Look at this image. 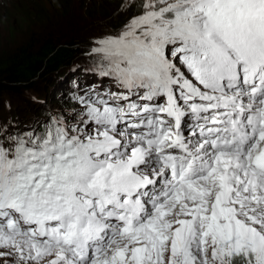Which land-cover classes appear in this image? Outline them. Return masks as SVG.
<instances>
[{
    "label": "snow or ice",
    "instance_id": "obj_1",
    "mask_svg": "<svg viewBox=\"0 0 264 264\" xmlns=\"http://www.w3.org/2000/svg\"><path fill=\"white\" fill-rule=\"evenodd\" d=\"M121 10L104 86L0 125V264H264V0Z\"/></svg>",
    "mask_w": 264,
    "mask_h": 264
},
{
    "label": "trees",
    "instance_id": "obj_2",
    "mask_svg": "<svg viewBox=\"0 0 264 264\" xmlns=\"http://www.w3.org/2000/svg\"><path fill=\"white\" fill-rule=\"evenodd\" d=\"M37 6H40L39 3L35 5L39 8ZM126 14L121 11L115 15L113 18L115 20L110 19L108 22L109 26L113 29L116 27L115 30L118 31L122 26L117 25V21H126L128 16ZM36 15L41 22L48 19L44 14L41 16L39 13L34 14ZM99 16H104L102 11L99 12ZM65 30L67 36L59 33L64 37L61 38L53 35L52 31L44 32L47 30L42 29L39 33L29 34L19 43H13L9 49L0 51V113L3 116L1 123L7 122L6 117L11 118L10 122L16 123L14 119L21 116L23 123L32 127L43 122L46 113L52 114L43 108L46 101L56 103L61 110L66 111L73 107L71 105L75 103L74 96L83 94L81 89L85 87L83 84L85 80L80 83V79H85L87 74L90 76L92 72L95 73V67L90 68L89 55L85 54L88 51L85 48L89 45L87 42L76 47L75 45L80 42L77 40L79 36L74 35L68 28ZM68 35L69 42H63ZM75 69H90L91 73L81 71L76 77L79 81L74 82L72 79Z\"/></svg>",
    "mask_w": 264,
    "mask_h": 264
},
{
    "label": "rangeland",
    "instance_id": "obj_3",
    "mask_svg": "<svg viewBox=\"0 0 264 264\" xmlns=\"http://www.w3.org/2000/svg\"><path fill=\"white\" fill-rule=\"evenodd\" d=\"M37 3L40 5L37 6L39 8L35 7ZM101 11L104 16H99V12ZM121 11V0H0V51L9 49L13 43H19L21 40L27 38L29 34L39 33V30L42 29L47 30L44 32L52 31L53 35L64 38L59 33L64 35L66 33L65 28H68V30L73 31L74 35L79 36H76L77 40L80 41L75 45L76 47H80V44L87 42V45L93 46V40L117 32L115 30L116 27L114 29L111 28L108 22L110 19L115 20L113 18ZM32 12L34 14L39 13V16L44 14L48 17L47 21L41 22L38 15L34 16ZM132 14L131 11L127 13L126 21L118 20L117 25L123 26V23H126L128 17ZM22 16L24 19L21 18ZM65 36L67 35L65 34ZM69 40L70 36L62 41L69 42ZM90 46L85 48V50H88V53L91 51ZM89 59L91 61L90 68L92 66L95 67L96 58L89 56ZM81 71L83 70H73L75 78L81 74ZM96 77L97 75L92 72L90 76L89 74L85 75V79H80V83L85 80L84 86H89ZM64 81L63 79L62 82ZM99 81L101 82L100 77ZM102 86L104 85L102 84ZM71 106L74 107L75 103ZM43 108L52 113L61 111L60 106L50 101L43 103ZM50 116L51 114L46 113L43 116L45 118L44 121H47ZM2 118L3 116L0 113V125L8 124L11 121L10 117H6L7 122L1 123ZM14 121L16 123L12 122V124H16L24 129L28 128L26 127V123H23L21 116L14 119Z\"/></svg>",
    "mask_w": 264,
    "mask_h": 264
},
{
    "label": "bare ground",
    "instance_id": "obj_4",
    "mask_svg": "<svg viewBox=\"0 0 264 264\" xmlns=\"http://www.w3.org/2000/svg\"><path fill=\"white\" fill-rule=\"evenodd\" d=\"M84 84V83H83ZM93 84H96V85H98V86H102V83L99 81V77H96L94 80H93V82H91L90 84H89V86H85L83 89H87V88H90Z\"/></svg>",
    "mask_w": 264,
    "mask_h": 264
},
{
    "label": "clouds",
    "instance_id": "obj_5",
    "mask_svg": "<svg viewBox=\"0 0 264 264\" xmlns=\"http://www.w3.org/2000/svg\"><path fill=\"white\" fill-rule=\"evenodd\" d=\"M90 46V45H89ZM92 48V46H90V49Z\"/></svg>",
    "mask_w": 264,
    "mask_h": 264
}]
</instances>
